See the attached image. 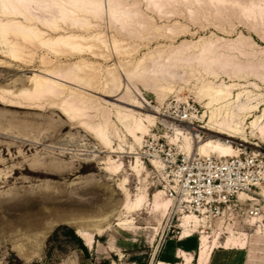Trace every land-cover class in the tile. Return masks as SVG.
<instances>
[{
	"label": "rangeland",
	"instance_id": "1",
	"mask_svg": "<svg viewBox=\"0 0 264 264\" xmlns=\"http://www.w3.org/2000/svg\"><path fill=\"white\" fill-rule=\"evenodd\" d=\"M112 1L115 15L105 0L106 7L98 17H86L89 28L59 23L56 34L91 39V48L83 52L52 54L26 45L32 59L14 63L3 57L9 46L0 36V61L5 63L0 67L1 89H19L31 70L81 62L92 69L86 75L96 84L98 94L108 91L123 101L135 97L140 105L144 103V112L156 111L153 125L136 141L127 132L132 120H125L123 111L119 115L114 106L104 103L111 99L98 95L90 98L87 123H98L104 110L110 114L105 147L81 125V120L66 119L48 102L41 109L0 104L4 116L0 115V264H65L72 258L83 264L90 258L95 264H132L138 260L137 264H152L151 256L163 241L174 236L177 239L180 234L181 239L185 237L181 223L187 216L196 219V228L192 227L189 234L193 233L197 247L200 237L209 241L217 238L220 248L216 249L240 254L235 264H264V185L256 190L253 201L242 203L246 210L257 206L260 210L256 216L245 222L238 219L233 226L215 222L208 228V223L201 222L203 218L181 211L166 192L167 174L161 172L160 164L149 162L156 154L163 155L168 163L197 154L188 151L177 131L187 124L194 128L195 143L212 140L229 145L236 151L230 156L244 151L264 154V138L260 136L264 129V0ZM253 3L256 7L246 11L245 7ZM7 20L8 16L0 14V25ZM239 37L245 40L235 44ZM219 38L223 41L212 48V54L196 57L199 40ZM182 45L189 47L182 55L188 57L176 60L172 52ZM43 57L51 61L46 67L41 64ZM152 60L162 65L159 75L136 80L131 76L130 82L121 76L124 68L131 67L128 71L132 72L139 62L142 70L152 68ZM108 72L119 77L118 89H106ZM208 83L229 86L232 96L242 93L243 100L249 97L251 105L256 106L249 116L233 117L230 124L233 128L236 124L239 133L234 138L195 129L202 125L198 122L202 115L210 113L198 96L200 87ZM253 120L257 122L251 127ZM123 190L132 200L145 191L147 204L139 211L128 212ZM159 190L162 199L170 201L166 212L153 206V194ZM65 227L75 233L80 230L92 234V247H85L76 234L83 250L70 243L63 235ZM98 230L103 231L100 236H96ZM195 239L186 247H193ZM196 258L197 254L192 264H196ZM178 263L186 264L182 259Z\"/></svg>",
	"mask_w": 264,
	"mask_h": 264
},
{
	"label": "bare ground",
	"instance_id": "2",
	"mask_svg": "<svg viewBox=\"0 0 264 264\" xmlns=\"http://www.w3.org/2000/svg\"><path fill=\"white\" fill-rule=\"evenodd\" d=\"M113 2L114 1L112 0H107V5L109 8H112V15H115ZM103 7H106L105 0H0V14L6 17L8 16V20L0 25V36L9 46V51L7 53H3V57L14 63L22 64L29 62L32 59L33 54L31 53V51L28 52L26 50V45L36 46V48H41L52 54H58L63 51H65L64 53H66V51H69L68 53H78L83 52L86 49H90L91 47H89V40L91 39L88 40L82 35L72 33L65 35L56 34L59 31V23H72L75 25L77 24V26L80 25L81 27H78L80 29L82 27L87 28L89 24H86V17H98L102 12ZM255 7L256 6L253 3L245 7V10L248 11L249 9ZM125 15L127 16L128 13H125ZM18 19H21V21H18ZM75 25L71 26H74L76 28L77 26ZM48 31L53 32L55 35H48ZM9 37H12L13 40H19L21 43L14 42L13 40H10ZM239 38L240 39L237 38L236 40H234L235 44H240L242 40H245L243 37ZM222 41L223 39L221 38L216 39V41L199 40V42H197L199 43V45L195 46L198 47L199 50L198 54H196V57L202 58L206 54L211 53L212 48L220 45ZM188 48V46L185 47L184 45L180 46L179 48H175L172 52V55L176 56V60L185 59L188 56L182 55L184 51L188 50ZM40 60L42 66L44 67L51 63V61H49L48 58L45 57L41 58ZM151 65L152 68H144L142 70L141 62L136 63L133 65L132 72L134 73V75L132 74V72L128 71L131 67H127L123 69L124 72L121 73V76H123L124 79L130 82L132 81V77L134 78V80H136L137 78L140 79L141 77L146 78L148 77V75H159L161 73L159 71V68H162V65L155 60L151 61ZM0 67H5V63L0 61ZM87 71H92V69H89L88 66L81 62H75L66 67L57 66L52 69L49 68L45 70H31L32 74L26 78V84L22 85L19 89L14 91L11 89L0 88V104L5 107L24 108L20 105H26L29 108L38 107L39 109H41L40 106H42L44 102H48L50 106H52L62 116L66 117V119H70L71 121L72 119L81 120V125H85L94 138L101 140L104 146L108 147L107 133L111 124L109 119L110 114H108V112L104 110L101 113V119L98 123H87V120L90 119L88 116L90 108L87 106L88 102L91 100L90 98H95L96 95L102 96L111 99L110 102L104 100V103L114 106L117 109V114L120 115L123 111L125 120H132V125L129 129H127V132L129 137H132L136 141H139L141 136L147 132L148 127L153 125V114L154 112L156 114V111H153V114L144 112L142 109L144 103H142L143 105H140L139 101H137L135 97H129L127 101H123L121 97H115L117 95L110 96L109 94H107L109 93L108 91L102 94H98L95 89L96 84L89 80L86 75ZM117 78L119 77L114 76L112 72H108V79L105 86L107 90L118 89ZM211 85L210 83L203 84L198 91L200 101L206 102V108L210 110V113L206 114V116L202 115V117L198 121L202 125L197 126L195 129L197 131H205L207 133H215L216 135H223L225 137L234 138L233 135L237 134L238 131L237 128H235L236 124L234 128L230 124V122L233 121V117L240 119L241 117L249 116L256 109V106L251 105L252 99L249 97H246V99L243 100L244 97H242V93H238L236 96H232V88L229 86ZM85 96H89V98ZM5 102H7V104H5ZM222 112H225V114L223 115ZM6 115L8 114L6 113ZM2 117L4 119V116L1 115V118ZM29 120L27 119L28 122H30ZM257 120H253L250 123L251 127L256 124ZM258 121H260V119ZM181 126L179 129H177V131L183 137V140H185V142L187 143L188 151L192 150V152L202 156H211L209 154L212 153L213 155H219L223 157H230V155L236 152L232 149L231 146L222 145L212 140H208L205 142L199 141L198 143H195L193 142L195 134L192 133L194 132V128H192L188 124ZM27 128L29 127L27 126ZM87 128H84V130H87ZM28 133H30V131ZM260 136L264 138V129H261ZM241 142L245 141L241 139ZM107 162L110 164L111 161L108 160ZM151 163L157 164L156 161ZM107 169L109 170V168ZM39 192L41 191H38V193ZM122 193L126 199L124 209L128 212L141 210L143 205L147 202V193L145 191L139 193L134 200L130 198L129 193H127L126 191L123 190ZM48 194L46 195L50 197L51 195L49 196ZM162 195L163 192L161 190L153 194V206L155 209L160 208V210L163 209L164 212H166L169 208L170 201H164L162 199ZM242 196L244 195H241V197ZM106 204L108 205V202ZM195 220L196 219L191 216L184 217L181 223V228L185 230L186 238L190 236V229H192V227L196 228ZM118 225L123 224L118 223ZM102 232V230H98L96 236H100ZM76 234L83 241L85 247H92V243L94 241V237L92 234L80 230L76 231ZM217 245V238H214L213 241H209L205 237H200L196 264H208L214 249L220 248L219 245L218 247ZM221 248L224 247L221 246ZM179 256L186 264H192V256H187L182 253H180Z\"/></svg>",
	"mask_w": 264,
	"mask_h": 264
},
{
	"label": "built area",
	"instance_id": "3",
	"mask_svg": "<svg viewBox=\"0 0 264 264\" xmlns=\"http://www.w3.org/2000/svg\"><path fill=\"white\" fill-rule=\"evenodd\" d=\"M260 155L264 156L246 151L230 157L195 154L168 163L163 155L156 154L149 162L162 166L161 172L168 178L166 192L182 212L203 218L201 222L208 223V228L215 222L228 227L238 219H252L260 210L257 206L247 210L242 207L243 202L253 201L256 190L264 185V158Z\"/></svg>",
	"mask_w": 264,
	"mask_h": 264
},
{
	"label": "crops",
	"instance_id": "4",
	"mask_svg": "<svg viewBox=\"0 0 264 264\" xmlns=\"http://www.w3.org/2000/svg\"><path fill=\"white\" fill-rule=\"evenodd\" d=\"M195 239L193 235L189 237H184L183 239L177 238V239H167L165 242L161 245L160 248L156 249L155 253L151 256L152 264H158V263H164V264H179L178 261H180V253L185 255H190L193 257V261L195 262V257L197 254V243L195 239V244L193 247L189 248L186 247V243L189 240ZM89 249V248H88ZM232 250H224V249H216L212 252L209 263L208 264H235V258L237 256L239 257L240 254L236 252H231ZM238 259V258H237ZM72 260V261H71ZM86 264H95V259H87ZM138 261L132 262V264H137ZM64 264V263H62ZM65 264H83L78 263V260L74 258L67 260ZM184 264V263H183ZM195 264V263H194ZM239 264V263H238ZM241 264H244L243 262Z\"/></svg>",
	"mask_w": 264,
	"mask_h": 264
},
{
	"label": "trees",
	"instance_id": "5",
	"mask_svg": "<svg viewBox=\"0 0 264 264\" xmlns=\"http://www.w3.org/2000/svg\"><path fill=\"white\" fill-rule=\"evenodd\" d=\"M64 229H65V231H64L63 235L65 236V238H67L70 243L71 242L75 243L76 245H78L83 250L81 240L75 235V232L72 229L67 228V227H65ZM55 235L56 234L54 233V236ZM32 264H37V263H32Z\"/></svg>",
	"mask_w": 264,
	"mask_h": 264
},
{
	"label": "water",
	"instance_id": "6",
	"mask_svg": "<svg viewBox=\"0 0 264 264\" xmlns=\"http://www.w3.org/2000/svg\"><path fill=\"white\" fill-rule=\"evenodd\" d=\"M76 234V233H75ZM77 235V234H76Z\"/></svg>",
	"mask_w": 264,
	"mask_h": 264
}]
</instances>
